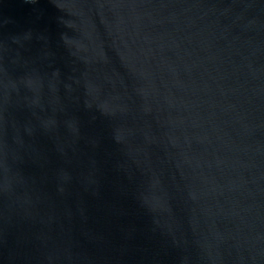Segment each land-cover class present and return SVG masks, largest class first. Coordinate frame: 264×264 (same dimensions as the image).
Here are the masks:
<instances>
[{
  "label": "water",
  "instance_id": "obj_1",
  "mask_svg": "<svg viewBox=\"0 0 264 264\" xmlns=\"http://www.w3.org/2000/svg\"><path fill=\"white\" fill-rule=\"evenodd\" d=\"M0 264H264V0H0Z\"/></svg>",
  "mask_w": 264,
  "mask_h": 264
}]
</instances>
